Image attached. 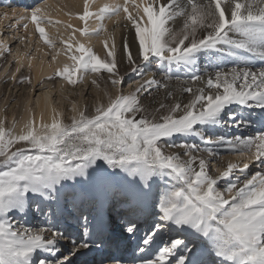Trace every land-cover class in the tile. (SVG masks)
Segmentation results:
<instances>
[{"label":"snow or ice","instance_id":"snow-or-ice-1","mask_svg":"<svg viewBox=\"0 0 264 264\" xmlns=\"http://www.w3.org/2000/svg\"><path fill=\"white\" fill-rule=\"evenodd\" d=\"M54 11L60 9L45 3L30 15L17 17L18 24L24 20L22 27L28 33L18 39L24 44L26 39L38 36V42L54 50L53 63L65 55L71 63L57 67L54 76L47 78H59L68 86L75 87L89 74L97 88L101 79L114 88L120 86L124 81L117 61L120 52L133 73L140 64L192 68L201 54L235 66L216 64L207 79L191 74V83L199 82L204 87L195 91L183 87L181 91L190 94L191 100L173 104L158 118L142 115L147 109L139 94L166 85L146 79L137 82L128 94L120 90L112 96L105 90L107 103L97 102L91 115L87 106L80 108L73 103L70 124L51 106L47 95L44 99L51 111L50 122H45L41 113L38 123L31 107L19 133L15 131V119L11 127L0 119V264H73L67 256L34 260L39 252L57 255L58 241L65 239V234L54 228L18 226L10 217L42 215V206L50 207L46 202L58 199L62 189L71 187L66 182L79 183L78 178H87L99 188L112 179L123 181L129 196L145 199L151 196L158 179L174 182L153 202L152 224L137 244L139 252L153 255L141 257L140 264H264V172L248 174L253 165L264 168V131L249 138L236 136L230 142L223 135L205 139L197 128L219 125L224 117L231 122L229 126L250 127L251 112L244 115V109H260V122L264 124V66H250L255 60L264 65V0H123L104 3L95 11L90 0H84L82 13L74 17L63 13L81 21L84 27L79 28L53 19ZM90 20L96 21L91 29ZM105 20L113 22L111 31ZM60 26L71 29L67 40L48 31L56 28L59 32ZM117 29L122 30L120 45ZM76 33L99 38L104 56L76 40ZM57 39L63 49L57 48ZM40 50L38 47L36 52ZM0 52L11 53V49L0 41ZM14 58L15 72L0 79L31 85L30 75L18 77L17 73L25 62L31 72L36 57L18 50ZM167 95L171 97L172 93ZM164 107L161 103L155 111L159 113ZM237 110L240 115H236ZM187 136L198 137L215 149L170 142L173 137ZM225 144L229 152L245 157V162L242 166L231 162L223 168L218 166L217 174L211 175L210 161L200 153L213 157ZM173 147L182 149L183 154L165 151ZM235 173L243 179L232 180ZM222 180L228 181L223 191L218 187ZM137 228L128 221L125 231L133 236ZM165 228L175 235L163 247L150 248ZM84 234H88L86 225ZM72 243L73 255L91 248L87 240L78 247L75 241ZM107 259L123 264L115 255Z\"/></svg>","mask_w":264,"mask_h":264},{"label":"rangeland","instance_id":"rangeland-1","mask_svg":"<svg viewBox=\"0 0 264 264\" xmlns=\"http://www.w3.org/2000/svg\"><path fill=\"white\" fill-rule=\"evenodd\" d=\"M61 6V13L63 17H69L65 16L63 13L68 12L70 14H73V17L77 13H82V8H78L75 4H71L68 2V0H54ZM92 1V0H91ZM108 2L109 0H96L95 2H92L91 8L92 11H95L99 6L103 5L105 2ZM6 0H0V8L3 7L4 3H6ZM68 3V4H67ZM119 3H123L122 0H119ZM70 4V5H69ZM95 4V5H93ZM0 15V19H1ZM16 19V18H15ZM14 17L8 18L7 22H4L3 24V35L4 37L8 35V33H11L14 30V27L11 25H14V22L16 21ZM54 19H60V18H54ZM61 21L66 22L65 20L60 19ZM3 21V19H1ZM23 19L20 24L16 28L17 30L14 31L13 37L10 34V42L8 43V47L11 49V53H2V56L0 57V75L2 71L7 67L11 68V70L5 75L0 76V78H6L11 74V71L14 70L15 67V54L19 50V52H28L32 55V46L26 47L25 44H21L19 37H27L24 32H22L24 29L22 28ZM95 22V20H90L88 22V27L91 23ZM67 23V22H66ZM79 24L80 27H84L82 22ZM105 25L108 26L109 30L111 31L113 28V22L109 20L104 21ZM179 23V22H177ZM91 29V28H89ZM64 32H63V31ZM68 29L65 30L62 26L59 28V32H57L56 29V35L55 36H62L63 39L67 40ZM116 32H118V35H121L122 30L117 29ZM120 32V33H119ZM33 39H38V36H33ZM118 41L117 44H121V39L119 40V36L117 37ZM96 37L93 39L92 43L89 45L93 48V50L101 55V57L104 56V52H99L98 49L102 47V45L96 43L94 41ZM57 48L63 49V45L60 44V40L57 39L56 41ZM25 43L29 44L30 41L27 39L25 40ZM35 42H32L34 44ZM133 55L136 54L135 47L132 48ZM118 61V68L119 72L122 76H124L123 83L114 88L110 83H107L105 79H101L98 81L100 87L97 88L94 85L90 86V84L83 86L84 78L83 80L78 83L75 87L68 86L66 90V95H58L55 94L53 96V99L56 102V105L58 107H61L62 112V118L66 124H70V117H71V101L76 100L78 104H81L82 108L87 106L88 114L91 115L93 111V106L97 102H103L107 103L106 98L104 97V91L107 90V92L115 96L118 91L122 90L123 94H128L131 91H134V89L137 87V82H143L146 79H155L158 84H164L166 87L164 88H157L152 87L150 91L148 92H141L140 98H141V104L143 107L147 109L145 113H142V115H149V118H151V115H156L157 118L159 115L166 114L168 111V108L172 106L175 103H180L181 105L188 103L192 96L188 93H184L181 91L183 87H192L193 91H195L196 88L199 86L194 85L191 83L190 77L191 74L184 73L181 74L183 67H177L175 65L169 66L166 63L163 66H157L155 64H140L137 72L133 73L131 72V69L129 65L127 64L126 60L123 57L122 52L118 53L117 56ZM198 64L203 65L204 68L207 69V66L211 63H213L212 60L207 55L201 54L197 59ZM206 64V66H205ZM196 67V66H195ZM127 73V74H126ZM31 76L32 81V71L30 72L29 69L25 66L21 69V72L19 73V76ZM105 77H107V73L103 74ZM201 75V74H199ZM92 79V74L87 75ZM46 81H50L52 84H57V79L54 78L52 80H49L48 78L44 79ZM31 87L33 86V89H25V87ZM42 82H36L35 84H13L11 80H9L7 83H4L3 79H0V112L2 114L3 119L6 121V125L10 127V120L9 119H15L18 116V113H20V109L22 106L23 101H28L31 106H33L35 100L40 95L42 90ZM96 88V89H95ZM102 90L99 92V90ZM98 90V91H97ZM172 93L171 97H169L167 94ZM58 97V99H57ZM60 97V98H59ZM81 98V99H79ZM61 99V100H60ZM78 100V101H77ZM164 104L165 107L161 109L159 113L155 111V109L159 108L160 104ZM234 109L236 106H232ZM250 110V109H249ZM227 111V110H226ZM244 111V110H243ZM240 111H236V115H239ZM247 114L251 112V120L253 121L252 125L250 127L240 126L236 127L235 125L229 126L230 121L227 120V117H224L222 119L221 124L216 126H197V128L203 132L205 139H215L217 136L223 135L227 141L232 142V138L236 136H243L244 138L254 137V135H258V133H255L253 131V127L256 124V121L260 120V114H258L257 111H246ZM242 132H238L237 130H242ZM264 131V129L262 130ZM260 133V132H259ZM175 144L180 143H192L196 144L199 148H205V147H213L215 149L214 145H205L202 143V141L198 137L193 136H187V137H173L172 141H170ZM228 145L225 144L221 147H219L218 156H228L230 152L228 151ZM167 152L172 153H180L183 154V150L179 148H171V149H165ZM200 155L204 156L207 160L210 161L209 163V170L211 175H216L217 172L215 171V160L213 157H208L206 153H200ZM215 155V156H217ZM227 166V165H226ZM105 167V166H104ZM109 172H111V169H108ZM257 171L264 172V168L257 167L255 165L251 166L248 170V174H254ZM237 177L239 179H243L242 176H239V173H235L231 179L236 180ZM79 183H73V181L66 182L68 185H71V187H66L62 189L61 194L59 195L58 199H54L52 201L46 202V204H50V207L42 206L43 208V214H37L33 216L31 213H29L27 216L21 217L20 215H16L14 218L10 217L12 222L18 226L23 225L25 227H28L30 229L36 230L39 227H45V228H54L56 230H59L65 234V241H58V247L60 248V252L55 255H49L47 253L39 252L34 256V260L38 257H44L48 260H58L63 259L65 256H67L69 259L73 261V264H102L105 263V260L107 257H103L101 255V250L104 248H100V241L99 239L96 240L94 237L95 235H98L100 231L97 233L98 229H100L99 225L101 220L105 219V214L108 210L109 202L112 201L110 204H116L119 201V198H121V192L118 190L116 191V188L114 186V182L110 180V183L105 186L104 188H99L93 183L86 184L85 181L79 180ZM169 183H174L172 181H168L167 179L161 181L157 180V182L153 185V194L151 196H156V198L153 200L151 197L149 198V203L153 207V202L158 199L159 193L163 192L167 189ZM228 181H220L219 183V190L223 191L224 187ZM225 196L227 197V194L225 193ZM146 198V199H148ZM124 201V198H121ZM100 204V205H99ZM99 208V210H98ZM154 211V208H152ZM152 211V213H153ZM33 212H35V206H33ZM129 213V212H127ZM151 213V214H152ZM108 214V211H107ZM128 215V214H127ZM70 217L74 219H69ZM85 217H87V221L85 220ZM96 217H100L96 220ZM133 220V218L131 219ZM117 222L114 221L111 225L113 227ZM85 225L88 228V234H84V227ZM126 227V226H125ZM80 229V230H79ZM66 230H70L71 232L67 233ZM83 230V231H82ZM142 233V237L139 238L142 239L145 233ZM81 231V232H80ZM122 232L126 233L125 228L121 230ZM93 237H90V236ZM165 235V233H164ZM157 236V235H156ZM161 236V235H160ZM131 239L134 240V236H130ZM156 238V237H155ZM165 238V239H164ZM171 237H167V235L163 236V241L160 242V247H163L165 244L168 243ZM87 239H93L94 242L89 243L91 245L90 249H81L79 253H76L73 255L74 247H73V241L76 242V247H78L79 243L83 240ZM70 240V241H69ZM137 240V239H136ZM137 240V242L139 241ZM131 243V240H130ZM130 243L128 250H130ZM98 244V245H97ZM114 244V243H113ZM143 246V245H141ZM106 247V245H105ZM135 254H133L132 251L128 252L129 257H134L135 260L139 259V256L137 257L136 253H139V249L136 246ZM141 253V252H140ZM124 252H122V255ZM153 255V253L151 254ZM125 256V255H124ZM127 256V255H126ZM150 256V255H149ZM102 261H98V260ZM139 262H136L138 264Z\"/></svg>","mask_w":264,"mask_h":264},{"label":"bare ground","instance_id":"bare-ground-1","mask_svg":"<svg viewBox=\"0 0 264 264\" xmlns=\"http://www.w3.org/2000/svg\"><path fill=\"white\" fill-rule=\"evenodd\" d=\"M6 1L7 2L4 3L3 7L0 8V15L2 17L1 19H3V21H1V19H0V41H2L3 43H5L7 45L10 42V39H9L10 34L13 37L14 31L18 29V28H16L18 26V23L15 21L14 22V25H11L12 27H14V30L11 33H8V35H6L4 37V35H3V27H2L3 24H4V22H7L8 18L10 19V17L11 18L14 17V19H15L17 17H24V16H27V15H30L31 11L34 10L35 7H39V6H41L42 4H45V3L51 4V5H55L56 8L60 9L59 12H55L54 11L52 13L53 19L54 18H60L62 20H65L67 23H71L76 28H79L80 27L79 24L81 25V23H80L81 21H79L78 19H75V18L69 19V17H63L62 16V13H61V11H62L61 10V6L56 1H54V0H6ZM95 1L96 0H92V1L90 0V4H92V2H95ZM68 2H70L71 4H74V6L76 4V6L78 8L80 7L83 10L84 0H68ZM105 3H119V0H109L108 2L106 1ZM93 5H95V4H93ZM91 10H92V8H91ZM5 17H7V18H5ZM21 21H22V19L20 20V22ZM23 23H24V21H23ZM95 26H96V21L93 22V23H91L89 25V28H94ZM31 27L32 26L30 25V29H31ZM48 31L50 33H52L54 36L56 35V28H51ZM22 32H24L26 34V36L28 35V33H26L25 30H23ZM70 33H71V29H68L67 35L70 34ZM118 36H119V40H120L122 34L121 35H118V32H116V40L117 41H118V38H117ZM94 38L95 37H81L79 35V33H76V40H79L81 43H83V44H85L87 46H89L92 43V41H93ZM94 41H96V43L100 44L99 38L96 37V39ZM32 42H35V43L32 44ZM24 44H25L26 47L32 46L31 47L32 48V51H33L32 52V55L36 57V59L33 61L34 67L31 70L32 71V77H33L32 83L35 84L36 82H39L40 81V82H42V87L43 88L41 90L40 95L35 100L33 106H31V104L28 101H26V100L22 102V106H21V109H20V113H18V116L15 118V121H16L15 131L17 133H19L20 128L22 127L24 121L28 118V112H27V108L28 107H31L32 108L33 112L35 113V116H36V119H37V122L38 123L40 121L41 113H43V119H44V121L45 122H50L51 111H50V108L45 104V99H44L45 95H47L48 99L51 101V106L52 107H55L58 111L61 112V107H58L59 105L58 106L56 105V102L53 99V96L55 94H58V95H60V94L66 95V93H67L66 92V90H67V84L64 81H61L59 78H56L58 80L57 81V84H52V83H50V81H46L44 79H46L49 76H54V71H55V69L57 67H62L65 63H69V64L71 63V61H69L67 59V57L65 55H63V54L60 55V56H58L56 62L53 63L52 62V55L54 54V50L47 49L46 46H44V45H42V43L38 42V39H33L32 38L29 44H27V43H24ZM73 44H75V41H73ZM38 47L41 49L40 52H36V49ZM98 51L99 52H102L103 51V47H100L98 49ZM45 52H48L49 54L48 55H44ZM2 53L3 52H0V57L2 56ZM21 53H23V52H21ZM41 61H43V63H41ZM212 61H213V63L212 64L210 63L207 66V69L204 68V63H203V65H201V64L199 65L198 62L196 64V67H192V68H184L183 67L181 74H184V73L185 74L186 73H188V74L197 73V74H201L200 76H202L205 79H207V73L214 72L215 71V65L216 64H220L221 67H232V66H235V65H233L229 61H223V62H221L219 60H212ZM25 66L27 67L26 62H25ZM205 66H206V64H205ZM250 66L253 69H255V68H259V67L264 66V65H262L260 61L255 60V61H252L251 62V65ZM16 67H17V64L15 62V67H14V70L11 71V74L15 72ZM10 70H11V68H7L6 67L2 71V73H1L0 76L1 77L2 76H5ZM17 76H19V73H17ZM62 84L64 85L63 88H61V85ZM88 84H90V86H93L92 83H91L90 77L89 76H85L84 77L83 86H86ZM194 85H197L199 87H204V85L203 84H200L199 82H197ZM29 88H30V90H32L33 89V86H31V87L29 86L27 88L25 87V89H29ZM100 91H102V90L100 89L99 92ZM57 99H58V97H57ZM79 99H81V98H79ZM70 103H71V106H72L73 103H76L78 107L82 108L81 104H78L79 102L77 103L76 100L75 101L72 100ZM247 110L248 111H257L258 112L257 115H259L261 113V110L260 109H250V110L249 109H244V111H243V114L244 115H247V112H246ZM72 114L73 113L71 112V115ZM0 119H3L1 112H0ZM9 120H10V127H11L13 120L12 119H9ZM263 129H264V124H261L260 120L259 121L257 120L255 126L253 127V131L255 133H258L259 134V132H261ZM243 130L244 129H242L241 131L240 130H237V131L238 132H242ZM234 140H235V137L232 138V141H234ZM213 159L215 160V171H216V168L218 166L221 167V168L226 167V165L229 162H231V163H238V164H240L242 166V164H243V162H245V159L246 158L245 157H242V156H240L238 154H233V153L230 152V154L228 156H221V155L218 156L217 155V156H213ZM98 163H100L101 166L104 167L102 165V162H98ZM89 171L92 172L93 170L92 169H89ZM118 175L122 176L124 174L118 173ZM78 179L81 180V181L82 180L85 181L86 184H91L92 183L87 178H78ZM112 181L114 182V186L116 188V191L119 190L121 192V196L124 198V201L122 199H120L116 204H110V203H112V201L109 202L108 205H110V207L108 206V210H110V211L107 210L108 211V214L112 215V213H114L115 216L118 217V214H116V213H119L120 212V208H123L122 207V204H124L125 206H128V210L130 211V214L125 215V218L131 219V215L135 214V215L139 216V219H142L143 222L141 223L140 226H138L136 235H133L135 237L134 240H133V239H131L129 237V234L127 232L126 233L123 232V235L122 236L121 235L118 236L117 234L112 233V231H110L111 229L110 230L107 229L106 224H105V221L106 220L103 217V219L101 220L100 225H99L100 229H98V231H97V233L99 231H100V233L98 235H95L94 237L96 238V240L99 239L100 242H103L104 245L115 246L114 245L115 243L117 244V243L121 242V244H118L119 249H116L117 252H116V255L115 256H118L123 261V264H136V262H139L138 264H140V258L141 257L147 258L152 253L151 252H145V253H140L139 252V253H136L137 254V257L139 256V259L138 260H135V258L132 257V256L125 258V256L122 255V252H124V250L122 249V246L125 245L126 243H128L129 240H131L130 251H132L133 254H135V252H137L136 251V246H137V244L139 242V241L137 242V240H139V238L142 237V233H144L146 231V229L149 228V226L151 225V221L153 220V218H152L153 217V213L151 214L152 217H150V218L148 216H145L144 217L143 210H147L146 208L149 206V200H150L149 198L150 197L151 198L153 197L152 199L154 200L156 198V196H149L148 199H145L143 197H131V196H129L127 194V185L123 181H120L119 183L116 180H114V179H112ZM73 183H75V181H73ZM152 192H153V190H152ZM98 210H99V208H98ZM110 215H108V217ZM71 218L72 217H70L69 219H71ZM146 218H148V219H146ZM72 219H74V218H72ZM98 219L100 221V217L99 218L96 217V220H98ZM125 223L127 224V222H125ZM146 223H147V227H145V228L142 229L141 226H144L143 224H146ZM120 224L121 223H118V225H120ZM66 231H67V233L71 232L70 230H66ZM164 233H165V235H164ZM169 233H171V235H169ZM166 235L168 237H172V236L175 235V233L172 232V231H170L167 228L162 229L157 234L154 243L151 246H149V247L150 248H153V249L159 248L160 247V242L163 241L162 240L163 239V236L165 237ZM90 237H93V236L91 235ZM118 237H120V238H118ZM61 241H65V240H61ZM87 241H88V243H92L95 240L93 241V239H87ZM114 241H116V242H114ZM103 243H102V245H103ZM103 248L104 249H102L100 251L101 252V255L103 257H108L109 255H111L113 253V252H110V254H109L108 251H105V250H107V249H105L106 247H103ZM124 248H126V247H124ZM99 249H100V247H99ZM104 252H107V253H105V255H104ZM106 255H108V256H106ZM201 258H203V257H201ZM98 261H102V260L100 259ZM102 264H112V262L109 261L106 258L105 263H102Z\"/></svg>","mask_w":264,"mask_h":264},{"label":"built area","instance_id":"built-area-1","mask_svg":"<svg viewBox=\"0 0 264 264\" xmlns=\"http://www.w3.org/2000/svg\"><path fill=\"white\" fill-rule=\"evenodd\" d=\"M111 216V215H110ZM113 216V215H112ZM105 217H107V219H106V227H107V229H111L110 231H112V233H115V234H117L118 236L119 235H123V232L121 231L123 228H125V226H127V224L126 223H124L122 220H115V219H113L114 217H111V218H108V214L105 216ZM114 221H116L117 223L113 226V227H111V225H112V223L114 222ZM118 223H121L120 225H118ZM118 238H120V237H118ZM114 242H116V241H114ZM128 243H130V240L128 241ZM128 243H126L125 245H123L122 246V248H123V250H125V249H127V247L129 248V244ZM118 244H121V242H119V243H115L114 245H118ZM131 244V243H130ZM106 246H108V245H106ZM111 246V245H110ZM124 247H126V248H124Z\"/></svg>","mask_w":264,"mask_h":264}]
</instances>
